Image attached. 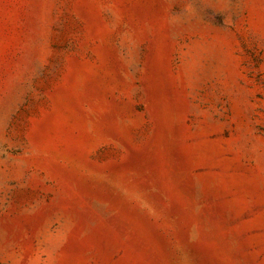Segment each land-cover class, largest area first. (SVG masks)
Listing matches in <instances>:
<instances>
[{"label": "rangeland", "instance_id": "rangeland-1", "mask_svg": "<svg viewBox=\"0 0 264 264\" xmlns=\"http://www.w3.org/2000/svg\"><path fill=\"white\" fill-rule=\"evenodd\" d=\"M0 264H264V0H0Z\"/></svg>", "mask_w": 264, "mask_h": 264}]
</instances>
